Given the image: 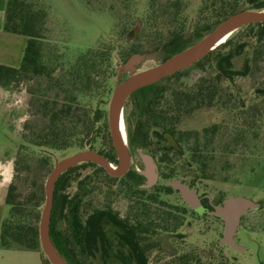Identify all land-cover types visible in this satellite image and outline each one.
I'll return each mask as SVG.
<instances>
[{
    "label": "trees",
    "instance_id": "1",
    "mask_svg": "<svg viewBox=\"0 0 264 264\" xmlns=\"http://www.w3.org/2000/svg\"><path fill=\"white\" fill-rule=\"evenodd\" d=\"M85 2L92 7L94 0ZM37 5L34 0H7L4 30L25 36L27 44L19 67L0 64V87L10 88L25 78L43 79L36 105L45 122L34 127L32 136L27 137L28 144L56 151L84 149L88 140L91 145L104 132L105 127H101L104 110L100 105L94 107L91 102L101 94L103 83L98 81V74H102L104 67L106 70L109 68L112 52L110 49H89L77 56L61 75L55 76L56 60L46 56L42 46L48 13ZM250 6L264 8V1L208 0L189 33L183 0H167L165 4L161 0H152V24L149 23V28L145 29L140 24L131 30V34L139 39L146 30H152V52H160L163 59L167 60L204 37L229 16ZM161 27H165V31ZM254 29L258 43L253 49L252 58H247L241 67H236L233 59L239 57L248 45L240 41L233 46L231 39L196 63L204 72L197 73L196 78L200 76V79L192 87L186 88L181 84L186 77L184 71H180L129 97L128 100L134 103L138 113L137 124L130 132V143L134 148H144L158 158L163 179L180 178L170 154L174 153L177 157L183 155L184 146L191 143L194 158H200L214 144L218 131L216 126L205 129L201 136L200 133L179 131L178 125L187 114L215 103L220 104L223 95L219 84L223 80L234 83L236 77L252 74L254 67L258 69L264 57V23L248 27L250 32ZM225 48L229 50L222 52ZM142 49L139 42L131 43L120 58L125 61L133 55H140ZM176 80L181 85H175ZM49 91H54L55 95L49 97ZM258 92L264 97V86L259 87ZM236 100L241 101L239 97ZM105 134L106 141L99 152L112 163H117L111 137L106 131ZM154 139L158 146L152 142ZM160 147H163V154L157 157ZM39 162L43 167L48 164L47 159ZM97 173L103 177L100 184L114 186L115 182L120 181L127 186V194L134 198L131 205L133 211H130L134 215L121 218L111 207L95 209L87 217L83 215L85 199L96 191L94 174ZM143 180L145 177L137 171H129L123 177H112L104 168L92 162L76 165L58 179L54 189L50 234L56 249L68 263L97 264L93 259L102 248L103 253L113 260L112 264H146L148 252L156 247L154 242L147 241V234L152 232L153 239L154 235L159 236L157 232L173 234L181 227L184 209H168L159 199V193L171 194L175 189L168 185L159 189V192L149 193V190L141 188ZM72 184L77 187L71 197L66 190ZM17 191L18 187L14 183L9 185L5 202L10 206V215L2 223L1 247L39 251L46 264L48 262L41 250L39 237L41 207L46 198L44 184L38 180L34 182L31 192L24 199ZM205 203L208 206V199ZM91 221L99 228L98 233L101 232L100 241L91 239ZM171 264L202 262L197 254H185L176 257Z\"/></svg>",
    "mask_w": 264,
    "mask_h": 264
},
{
    "label": "rangeland",
    "instance_id": "2",
    "mask_svg": "<svg viewBox=\"0 0 264 264\" xmlns=\"http://www.w3.org/2000/svg\"><path fill=\"white\" fill-rule=\"evenodd\" d=\"M34 1L48 13L42 46L44 54L56 60L55 76L61 75L77 56L89 49H110L112 53L109 68L106 70L104 67L102 74H98V81L103 83L101 94L91 102L94 107L100 105L104 110L105 117L101 126L105 127L104 132L84 149L56 151L28 144L27 137L32 136L34 127L45 122L36 105L40 94L39 85H42L43 79L25 78L10 88L0 87V171L3 173L0 175V182L6 187L14 183L21 199L31 192L37 180L45 187L50 172L61 159L88 148L99 152L106 141L105 131L110 136L109 104L116 87L132 75L154 68L165 61L160 52H152V30H146L139 39L131 34V30L140 24L143 28H149L147 25L152 24V0H100L99 3L94 0L92 7L85 0ZM166 1L161 0V3L165 4ZM183 1L187 31L191 33L208 0ZM162 31H165V27ZM238 31L225 43L231 39L233 46L240 41L247 43L244 52L234 60L235 66L241 67L247 58H252L258 40L256 29L253 32L248 28ZM134 42H139L143 49L139 59L128 69L125 64L129 59L124 61L120 57ZM228 50L225 48L222 52ZM261 61L258 69L253 68L252 74L236 77L234 83L223 80L219 84L223 95L220 104L215 103L211 107L189 113L179 123V131L200 133L201 136L205 129L215 126L218 128L214 144L202 157L194 158L191 143L184 146L183 155L177 157L174 153L170 154L173 163L175 162L174 167L178 168L179 179L190 185L194 184L200 197L209 196L214 203L227 197H245L261 204L260 210L250 212L242 218L235 236L237 243L245 247L246 252L222 246L220 240L223 221L213 215L195 213L174 190L171 194L159 193V199L168 209H184V220L173 234L157 232L159 236L154 235L153 239L152 232L147 234V241L156 244L148 252V264H171L176 257L185 254H197L202 264H264V97L258 92L259 87L264 86V57ZM200 69L202 68L194 67L192 70L199 73ZM202 71L204 72L203 69ZM196 83L195 79L191 80L189 77L183 78L181 82L186 88ZM181 84L175 81V85ZM54 95V91H49V97ZM237 97L240 102L236 100ZM137 118L134 103L126 101V139L132 152L129 171L139 172L143 170V164L130 143V132L136 126ZM152 142L158 146L155 139ZM159 149L161 151L157 157L163 154V147ZM41 159L48 160L45 167L39 162ZM113 165L117 166V163ZM159 171L161 173L158 182L154 188L148 189L149 193L159 192V189L174 180L163 179L162 167H159ZM94 175L96 191L85 199L83 215L87 217L95 209L108 207L121 218L134 215L130 212L133 211L131 205L134 198L127 194V186L120 181L115 182L114 186L100 184L103 181L102 175ZM142 182L145 184L146 178ZM76 187V184L70 185L66 193L72 197ZM6 193L7 190L0 187V240L2 223L10 215V206L5 202ZM205 205L207 206L206 203ZM42 209L41 207V212ZM91 224V239L100 241L99 228L92 221ZM93 262L112 264L113 260L101 248ZM0 264H45V260L39 251L4 249L0 244Z\"/></svg>",
    "mask_w": 264,
    "mask_h": 264
},
{
    "label": "water",
    "instance_id": "3",
    "mask_svg": "<svg viewBox=\"0 0 264 264\" xmlns=\"http://www.w3.org/2000/svg\"><path fill=\"white\" fill-rule=\"evenodd\" d=\"M256 23H264V10H242L236 12L220 22L214 30L188 48L173 55L154 68L132 75L116 87L109 104L108 120L110 137L117 152L118 165L114 167L103 154L88 148L58 161L46 180V198L39 224V237L41 250L49 264H70L56 249L50 234L54 189L58 179L69 169L85 162L97 164L104 168L112 177L125 176L130 170L132 152L126 144V141H124L120 135L118 129L117 118L119 108L124 107L126 101L136 91L174 75L203 59L212 51H210V48L227 32ZM138 59L139 55L131 56L125 64L126 68H131V64ZM86 146H90L89 140ZM135 152L143 164V170L139 171V173L147 180L145 184L141 185V188L150 189L157 184L160 176L158 164L154 157L144 148H136ZM168 184L179 192L184 202L193 211L200 215H203L207 211L202 203V199H210V197H200L196 186L190 185L180 179L170 181ZM260 209L261 204L259 202L245 197H227L221 204L214 205L213 210L209 213L223 221L222 238L220 240L221 245L232 248L238 252H246V248L237 243L235 236L242 218L248 213Z\"/></svg>",
    "mask_w": 264,
    "mask_h": 264
},
{
    "label": "crops",
    "instance_id": "4",
    "mask_svg": "<svg viewBox=\"0 0 264 264\" xmlns=\"http://www.w3.org/2000/svg\"><path fill=\"white\" fill-rule=\"evenodd\" d=\"M6 4L7 0H0V64L19 67L27 44V38L23 37V35L8 33L4 30ZM1 169L2 167H0ZM0 175H3L1 171ZM0 187L8 190V186L2 185L1 182Z\"/></svg>",
    "mask_w": 264,
    "mask_h": 264
},
{
    "label": "flooded vegetation",
    "instance_id": "5",
    "mask_svg": "<svg viewBox=\"0 0 264 264\" xmlns=\"http://www.w3.org/2000/svg\"><path fill=\"white\" fill-rule=\"evenodd\" d=\"M242 10H262V11H263L264 8L257 9V8H253V7L250 6V7L244 8V9H242ZM242 10H240V11H242ZM238 12H239V11H238ZM256 24H257V23H256ZM250 25H253V24H250ZM250 25L244 26V27H242V28H240V29H238V30L241 31V30H243V28H248ZM216 26H217V25H216ZM216 26H215L212 30H214V29L216 28ZM212 30H211V31H212ZM238 30H237V31H238ZM211 31H210V32H211ZM237 31H236V32H237ZM239 31H238V32H239ZM210 32H208V33H210ZM208 33H207V34H208ZM197 41H198V40H197ZM223 44H224V43H223ZM223 44H222V45H223ZM220 46H221V45H220ZM245 48H247V46H246ZM236 57H237V56H236ZM236 57H234V59H233V63H234V60H235ZM198 62H199V61H198ZM196 65H197V64L195 63V64H193L192 66H190V67H188V68L182 70V71H184V73L187 75L186 78L189 77V78H191V80H192V79L194 80V78H195L196 81H198V80L200 79V76H199V78H196L197 73H194L193 70H192L194 67H197ZM198 68H200V67H198ZM191 70H192V71H191ZM200 72H203L202 69H200ZM123 110H124V107H123ZM123 115H124V111L122 112V118H123V124H124V127H125V121H124V116H123ZM126 140H127V139H126ZM112 145H113V144H112ZM113 147H114V146H113ZM133 148H134V147H133ZM114 149H115V148H114ZM135 149H136V148H135ZM115 151H116V150H115ZM101 154H102V153H101ZM116 155H117V152H116ZM104 156H105V155H104ZM152 156H153V154H152ZM105 157H106V156H105ZM153 157H154V156H153ZM106 158H107V157H106ZM107 159H108V158H107ZM154 159L156 160V162H157V164H158V167H160L159 161L156 159V157H154ZM108 160H109V159H108ZM109 161H110V160H109ZM110 162H111V161H110ZM111 163H112V162H111ZM112 164H113V163H112ZM117 165H118V157H117ZM114 167H116V166H114ZM143 184H144V183H143ZM155 186H156V185L152 186V188H154ZM142 189H144V188H142ZM150 189H151V188H150ZM147 190H148V189H147ZM202 197H204V196H202ZM206 199H208V198H203V199H202V203H203L204 207H205L206 210H207L204 214H209V215H211V214L209 213V212L211 211L210 208H209V206L213 208V206H214V205H218V203H214V202L212 201V199H211V200L208 199V206H206V205H205V200H206ZM223 200H224V199H222L220 202L222 203ZM221 203H219V204H221ZM195 213H197V212H195ZM197 214H198V213H197ZM204 214H203V215H204ZM199 215H200V214H199ZM183 216H185V213L183 214ZM216 218H217V217H216ZM218 219H220V218H218ZM220 220H221V219H220ZM135 263H138V262L135 261ZM146 264H148V261H147V260H146Z\"/></svg>",
    "mask_w": 264,
    "mask_h": 264
},
{
    "label": "bare ground",
    "instance_id": "6",
    "mask_svg": "<svg viewBox=\"0 0 264 264\" xmlns=\"http://www.w3.org/2000/svg\"><path fill=\"white\" fill-rule=\"evenodd\" d=\"M235 31H237V29L231 30L229 32H227L226 34H224L223 36H221L218 41L210 48V51L216 49V47L222 45L223 43H225L232 35L233 33H235ZM123 107H120L118 110V118H117V122H118V129L120 132V135L122 136V138L124 139V141H126L127 144V140H126V130L123 124V118H122V112H123ZM124 116V115H123Z\"/></svg>",
    "mask_w": 264,
    "mask_h": 264
}]
</instances>
